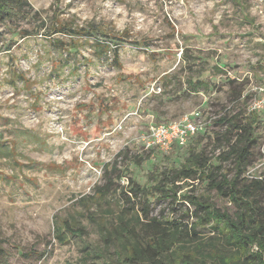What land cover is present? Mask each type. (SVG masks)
I'll return each mask as SVG.
<instances>
[{
  "label": "rangeland",
  "instance_id": "rangeland-1",
  "mask_svg": "<svg viewBox=\"0 0 264 264\" xmlns=\"http://www.w3.org/2000/svg\"><path fill=\"white\" fill-rule=\"evenodd\" d=\"M26 1L0 27V264H124L129 247L156 236L144 225L153 219L174 233L173 249L208 263L212 250L235 253L188 199L237 214L207 179L178 182L176 194L155 185L194 151L235 175L220 119L249 113L264 86V0ZM58 23L122 36L118 62L110 36L93 30L73 47ZM258 114L242 184L264 181ZM196 115L206 130L186 146L144 144L153 126Z\"/></svg>",
  "mask_w": 264,
  "mask_h": 264
},
{
  "label": "trees",
  "instance_id": "trees-1",
  "mask_svg": "<svg viewBox=\"0 0 264 264\" xmlns=\"http://www.w3.org/2000/svg\"><path fill=\"white\" fill-rule=\"evenodd\" d=\"M26 3V0H0V27L7 21L20 16L24 12ZM55 30L56 32L69 33L71 36H75L76 39L72 40V44L73 47H76L79 39H89L96 28L91 26L90 30L92 31H84V29H82L83 31L68 30V27L64 24L58 23ZM94 32L100 33L99 29ZM100 34L112 38L114 57L118 62L119 49L124 41L123 37L111 33ZM1 36L0 31V40ZM57 42L61 44L59 39ZM98 46L100 51H105L102 44ZM259 119L260 115L255 111L242 112L238 117H222L220 119V121L227 124L228 132H230L232 138V140H227L229 148L223 157L226 161L233 160L235 175L231 179L224 173L221 164L213 165L212 157L205 155L204 151H194L186 157L180 169H170V173L166 174L155 185L157 190L170 191L176 194L178 182L196 180L197 178L207 179L210 188L216 189L220 195L228 197L230 201L236 204L238 207L237 214L234 216L227 211L214 208L198 197L188 196V199L196 206L197 210L204 212V216L200 217L201 221L204 220V223H209L213 220L216 223L219 230L227 236L228 244L234 246L235 253H222V255H219L218 250H212L209 257L212 258L213 262L208 263L207 259L200 260L196 251L184 252L182 247H178L179 250L173 249L172 245L175 244L173 241L174 233L167 231L156 219L148 222L142 219L141 222H145V226L153 229L156 236L148 237L149 242H147V245L142 243L141 246L139 241L129 247L124 264H264V208L258 203V196L264 188V181L254 179L242 184L240 180V175L249 164L252 146L256 142V128ZM146 188L136 185L133 191L136 194H143L148 190ZM97 190L99 196L104 195L103 189L98 188ZM142 210H144V217L142 218L150 219L145 206ZM138 217L137 220H140ZM67 227L70 234L79 236L85 234L83 229ZM129 231L135 232L132 228ZM61 236V234L58 235L59 238ZM254 245L259 248L258 251L252 250ZM168 258L170 259L169 262L167 261Z\"/></svg>",
  "mask_w": 264,
  "mask_h": 264
},
{
  "label": "built area",
  "instance_id": "built-area-1",
  "mask_svg": "<svg viewBox=\"0 0 264 264\" xmlns=\"http://www.w3.org/2000/svg\"><path fill=\"white\" fill-rule=\"evenodd\" d=\"M251 111L264 112V86L256 89ZM205 130L199 115L195 118L187 116L180 122L159 123L153 126L143 141L146 147L158 146L165 150L173 146L184 147L194 135L204 133Z\"/></svg>",
  "mask_w": 264,
  "mask_h": 264
}]
</instances>
